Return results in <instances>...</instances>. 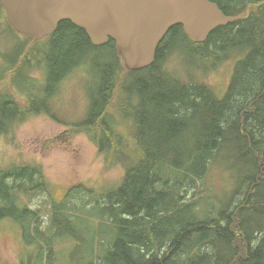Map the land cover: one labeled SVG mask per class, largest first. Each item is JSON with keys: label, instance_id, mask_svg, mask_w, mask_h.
Here are the masks:
<instances>
[{"label": "trees", "instance_id": "trees-1", "mask_svg": "<svg viewBox=\"0 0 264 264\" xmlns=\"http://www.w3.org/2000/svg\"><path fill=\"white\" fill-rule=\"evenodd\" d=\"M211 1L243 17L204 43L173 26L143 69L128 70L112 39L94 46L67 20L45 39L48 53L26 51V35L12 59L2 54L0 82L15 72L11 87L38 66L45 83L24 102L10 87L0 91V135L40 115L57 120L52 97L80 69L90 91L74 133L88 137L106 169L123 170L100 190H62L40 164L0 167V223L13 222L17 264H264V0ZM176 51L204 73L232 59L228 87L217 92L198 73L176 77L167 64ZM215 166L229 179L218 200L206 188ZM40 193L50 203L43 223L41 208L27 204Z\"/></svg>", "mask_w": 264, "mask_h": 264}, {"label": "rangeland", "instance_id": "rangeland-1", "mask_svg": "<svg viewBox=\"0 0 264 264\" xmlns=\"http://www.w3.org/2000/svg\"><path fill=\"white\" fill-rule=\"evenodd\" d=\"M2 13H5V11L0 6V66L2 64V54L10 52L8 57L12 59L13 53L17 49L21 50L20 47L26 39V36L8 29L6 16L1 17ZM28 41L29 45L26 47V51L35 48V46H30L31 40L28 39ZM48 43L47 41L39 46L42 47V51L45 53L49 51ZM176 53L177 51L171 54L167 64L172 67V74L179 79H186L190 76L192 78V74L195 76L198 73L217 92H221L228 87L233 65L232 59H228L221 67L204 73L198 71L200 60L194 59L193 62L185 52L180 51V55ZM205 54L204 52L203 55ZM86 56L92 60L94 52L87 51ZM202 62H204V59H202ZM27 68L25 67V70ZM195 68H197L196 71ZM82 71L80 69L74 70L61 81L56 89L52 97V103L57 120L50 116L40 115L27 120L14 133L0 135L1 168L14 164H40L47 179H50L62 190L77 183H84L90 189L100 190L102 185H105V181L114 182L121 179L123 175L121 168L106 169L103 156L98 152L95 145L89 141L88 137L84 134L74 133L73 122L85 115L89 99L90 87L87 85V75ZM29 73L33 74L27 78L25 71H23L16 79L18 87L16 85L14 93L16 99L20 102L25 101L28 92L34 93L37 90L39 92L41 86L45 83L37 68H31ZM12 79V76L6 75L5 79L0 82V91L8 89ZM29 84H32V86L28 87ZM66 123L72 124L70 126ZM222 161L227 168L231 167L232 161H228V158L222 159ZM219 163L221 164L220 161ZM216 168L217 166L213 167L206 188L210 190L211 196L218 200L220 198L219 192L226 190L228 187L227 180L229 179L227 177L224 179V176H226V173H223L224 169L222 170L223 176L220 173L221 168ZM191 191V188H189V191H187L188 196L191 195ZM229 196L230 194L222 196L223 204L226 203V198ZM211 201L215 200L211 198ZM27 204L33 208H41L39 212L41 215L49 212V198L44 194L40 193L36 197L30 198L27 200ZM6 227L7 230H5ZM15 236L12 221L9 225L7 221L0 223V264L18 263L19 249L16 246Z\"/></svg>", "mask_w": 264, "mask_h": 264}, {"label": "water", "instance_id": "water-1", "mask_svg": "<svg viewBox=\"0 0 264 264\" xmlns=\"http://www.w3.org/2000/svg\"><path fill=\"white\" fill-rule=\"evenodd\" d=\"M7 18L20 34L34 41L54 33L62 21L84 29L95 46L110 39L117 57L128 70L155 61L156 51L168 31L182 25L203 43L218 27L243 16L226 15L211 0H0Z\"/></svg>", "mask_w": 264, "mask_h": 264}, {"label": "bare ground", "instance_id": "bare-ground-1", "mask_svg": "<svg viewBox=\"0 0 264 264\" xmlns=\"http://www.w3.org/2000/svg\"><path fill=\"white\" fill-rule=\"evenodd\" d=\"M68 21V20H67ZM55 33V32H54Z\"/></svg>", "mask_w": 264, "mask_h": 264}]
</instances>
